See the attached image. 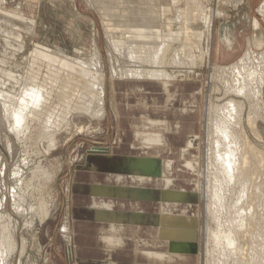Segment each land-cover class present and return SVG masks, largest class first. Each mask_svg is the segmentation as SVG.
Returning a JSON list of instances; mask_svg holds the SVG:
<instances>
[{
  "label": "rangeland",
  "instance_id": "1",
  "mask_svg": "<svg viewBox=\"0 0 264 264\" xmlns=\"http://www.w3.org/2000/svg\"><path fill=\"white\" fill-rule=\"evenodd\" d=\"M0 1V7H2L0 8V14L6 12V14L16 13L25 19L23 22L18 19L11 20L15 26L4 25L0 20V94L16 95L20 91V87L15 80L18 83H24V79L26 80L27 77L30 78L31 76L38 79L43 85L45 84L47 90L53 92L54 108L52 110L55 111L54 115H58V118H64L63 121H66L63 122L62 127L60 126L61 128L57 129L53 137H48L47 129L44 130V126H42L44 118L40 117L38 122H32V129L24 137L19 138L8 130L0 100V218H4L3 220L0 219V233L2 226L7 224V216H9L13 221L12 225H9V230L10 232L12 231L10 235L14 239V243H16L13 253L11 252L7 256L4 254L3 258L0 256V264L98 263L106 259V256L101 250L102 244L96 241L98 235L94 228L83 229L84 232H87L85 234L86 238L89 239V242L85 244L88 249L79 254L75 248L77 239L74 238V233L72 232L75 227H82L77 222L87 220H85L86 218L82 213L78 214L76 219L74 217V209L87 211L85 207L90 205L87 198H83V195H80L81 197L77 195L75 185L106 182L105 176H99L106 175L101 174L103 172L93 175L94 172L83 169L87 158L90 155H94L92 152H95V148H104L111 152L113 149L119 148L121 142H130L133 138L132 129L129 126V118L126 116L119 121L110 109L111 96L108 87L110 77H112L111 67L114 68L116 75L119 76V69L124 68L125 64L130 68L133 63L131 64L127 60L123 51L116 52L112 49L109 37L116 41L122 40L123 36L126 35L122 36V32H119L120 27L123 29L128 28V23H131L129 20H132V18L137 19V17H134L136 16L134 12L138 13L137 10H142L145 7L149 8L148 6L152 5L153 10L158 11L156 8H162V1H165L164 4L170 3V8H168L170 11L167 16L173 19L174 10L176 8L184 10L186 2L183 0ZM263 3L264 0H242L239 4L236 3V0H194V2H190L187 9L189 11L192 9V13L196 12L194 24L195 29L199 30V34L192 36L194 39L190 38V41L193 40L192 44L194 45L190 58L192 61L190 63L187 62L189 60L187 58L188 60H184L185 64L180 65L177 63L176 69H173L174 66H166V70L169 73L179 74L178 76L182 77L180 79L188 82V84L191 82L190 84L192 85H198L199 92H201V95L198 96L197 106L193 108L197 111V114L194 113L195 115L192 114V117L182 121L185 124H192L196 128H193L191 132L198 135L197 143L191 149H188V153L184 155L181 151L186 149L185 145L189 141L191 132H166L170 141H172L171 138L173 137L176 139L171 145L173 148L166 156L163 155L165 158H171L176 161V164H179L178 166H182L181 162L185 161L198 164L197 177H193L190 174L191 172L188 173V171L182 169L179 170L177 177L180 186L188 191L194 189L193 182L198 183L197 191L194 189V192L196 191L195 194H197L195 197L197 209L194 208L193 211L195 213L197 211V220L195 221V240L192 241L196 248L189 255V259L185 262H178L180 264H215L221 258L219 246L212 245L210 242L208 229L216 230L219 221H224L227 216L224 215L226 214L225 211L223 216L218 217V221L215 223L210 221L211 219L206 213V199L202 191L205 167L208 162L209 135L204 129H201V134L199 133V125L203 121L200 113L202 114L201 110L205 113L211 104L213 108H220L231 99L243 103L242 120L244 121L248 116L247 102L241 99L242 97L227 94L224 91V83L228 79L224 74H219V72L215 74L214 66H229L235 63L246 49V39H250L251 42L256 39H264V31H258L255 38L252 28V20L255 18L260 22L264 30V22L260 20L259 13H257L258 8ZM197 4L199 5L197 6ZM112 11L115 13H112ZM218 13L219 15L217 16ZM207 18H212L213 20L214 32L211 37H208L203 32V21ZM29 20L33 21L32 25ZM116 24L119 26V28L117 27L118 29L115 26ZM31 27L32 32L30 30ZM173 32H177V25H173ZM225 34L227 38L233 40L231 41L232 50H226L225 43L219 45L217 35L223 39ZM179 47L181 46L179 45ZM38 48L40 50L41 48H46L50 51L59 50L74 62L79 60L90 62L94 60L93 62L97 65L93 69L103 71L104 75L106 88L105 113L92 117L89 114L80 112L78 110L79 103L77 104V102L79 101L78 92L80 93L82 90L80 89L81 84L79 81L75 83H69L65 80L58 81L57 78L62 75L61 68H57L55 73L51 75L46 61L41 58H35L34 51L39 50ZM207 48H212L211 54L207 51ZM51 70H54V68H51ZM49 77L52 80L55 79L54 82L49 81ZM76 97L78 101H76ZM187 99L189 97H186L185 101H190ZM262 99L264 100V88ZM181 100L184 99L180 98L176 100V103L174 102V108H178ZM134 101L130 99L128 103H134ZM159 102H162V100ZM169 115L168 119L171 122L176 119L173 113H169ZM250 116L255 118L257 122H255L256 132H258L259 138L249 132L250 129L245 122L239 134L247 136L253 144L256 146L259 144L258 147L263 148L264 120L262 118L264 116L260 118V115L258 116L254 113H251ZM203 125L205 126L204 121ZM123 133L126 139H122L121 135ZM125 148L126 146L119 152L120 155L131 153ZM16 169L20 171V176L17 179H13L12 172ZM19 179L23 180L17 193H19L23 210H26L23 216L24 219L18 214L16 217L11 206L13 204L12 189L15 187V181ZM149 186L153 187L152 184ZM226 202L230 204L231 199ZM149 211L152 212L153 209H149ZM229 214L233 215L232 212ZM206 225L207 228H205ZM68 226H70L71 231L70 240L68 239L69 235H67L69 231L65 232V234L61 231L62 228L67 229ZM240 233L242 232L239 231L236 234ZM144 236L147 235L144 234ZM206 237L208 238L206 239ZM239 238L240 242H238V245L242 246V248L249 247L251 244L248 243L251 242L249 236H246L244 241L242 236ZM208 240L209 244L206 243ZM134 245V242L129 244L126 251H122V255L114 254L113 260L116 264L135 263ZM1 248L3 247L0 245ZM69 250H72L71 254ZM161 250L165 251L164 249ZM211 250L212 252L210 253ZM205 251H209V253H205ZM147 263H149L147 260L138 259V264Z\"/></svg>",
  "mask_w": 264,
  "mask_h": 264
},
{
  "label": "bare ground",
  "instance_id": "2",
  "mask_svg": "<svg viewBox=\"0 0 264 264\" xmlns=\"http://www.w3.org/2000/svg\"><path fill=\"white\" fill-rule=\"evenodd\" d=\"M183 1L186 2V8L184 10L176 8V10H174L173 19L168 18L167 16L170 11L168 9L170 8V3L168 4L167 2V4H164L165 1H162V8H156L158 11L153 10L152 5L148 6L150 9L145 7L142 10H137L138 13L134 12V15H136L134 17H137V19L132 18V20H129L131 23H128V28L126 29L120 27L119 32H122V36L126 35L123 36L122 40L120 39V41H116L113 40L112 37H109L112 49L116 52L123 51L127 60L131 62V64L133 63L130 68L124 63V68L119 69V76L116 75L114 68L111 67L112 77H110L108 87L111 96L110 109L115 116L117 114V104L115 101L117 99H115V93L116 89L121 87L119 84L127 86V94H132L135 97L140 93L151 94L154 92L159 93L162 96L161 99H159V101L162 100V102H159L160 105H147L144 102L142 103V106L135 107V110L137 111H140V109H152L165 115H169V113H173V115L179 113L181 117H192V114L197 113L193 108H196L195 106H197L198 96L201 95L198 85H192L190 84L191 82L188 84V82L180 79L182 77L178 76L179 74L176 75L173 74V72L169 73L166 70V66H174L173 69H176V65L185 64L184 60L187 58L189 59H187V62L190 63V61H192L190 58L194 45L192 44L193 40L190 41V38L199 34V30L197 31V29H195L196 27L194 24L196 12L192 13V9L190 11L187 9L188 4L194 2V0ZM241 2L242 0H236L237 4ZM167 5L169 6L166 7ZM198 5L199 4H197V6ZM6 13L0 14V20L4 25L15 26L11 21L13 19H18L22 22L25 21L23 16L16 13ZM112 13L115 12L112 11ZM257 13H259L260 20L264 22V3L258 8ZM218 15L219 13L217 16ZM203 22L204 34L211 37L214 32L212 18H207ZM29 23L32 25L33 21L29 20ZM173 25H177L176 33L173 32ZM115 26L116 28H119L117 24ZM252 28L255 38L257 37L258 31H264L260 22L255 18L252 20ZM161 29H163L164 32ZM30 30L32 32V27ZM217 36L219 45L225 43L226 50H232L231 41L233 40H231V38H227L226 34L223 36V39H221L219 35ZM178 44L181 47H179ZM38 49L39 50L34 51L35 58H41L46 61V65L48 66L51 75L55 73L57 68H61V70H59L62 75L57 78L58 81L65 80L69 83L79 81L81 84L80 89L82 90L80 93L77 91L79 94V101L77 100V97L76 101H78L77 104L79 103L78 110L80 112L89 114L92 117L100 116L102 113H105L106 88L104 75L103 71L93 69L97 65L93 62L94 60L90 62L80 60L74 62L59 50L50 51L46 48H41V50L40 48ZM207 51L211 54L212 48H207ZM51 68H54V70H51ZM218 72L219 74H224L228 79L224 83V91L227 94L242 97L241 99H244L247 102L248 111L250 113L248 112V116L243 121V103L231 99L220 108H213L211 104L209 108L206 109L205 113L201 110L202 114L200 113V115L205 126L202 121V124L199 125V133L201 129H204L209 135V148L208 151L206 150L208 162L205 167L206 171L203 177L204 187L202 191L204 192L206 199V213L210 217V221H214L215 223L218 221V217L223 216L225 211L226 214L224 215L227 216V218L222 217L224 218V221H219L216 230L211 228L208 229V236H210L209 238L212 245L214 244L220 248L219 255L221 258L218 259L215 264H264V146L263 148H260L258 147L259 144L256 146L247 138V136L239 134V131H242L243 123L245 122L250 129L249 132H252L257 138H259L257 134L258 132H256L257 122L255 121V118L250 116V114L254 113L258 116L260 115V118L264 116V100L262 99L264 88V39H256L254 42H251L250 39H246V49L239 59L229 66H214V73L216 74ZM48 80L54 82L55 79L52 80V78L49 77ZM15 82L19 84L20 87V91L16 95H10L8 93L0 94V100L2 102L4 118L8 130L16 137H24L29 130L32 129V122H38L39 118L43 117L44 121L43 125H41L44 126V130L47 129L49 133L48 137H53L57 129L62 127L63 122H66L63 121L64 118H58V115H54L55 111L52 110V108H54L53 92L47 90L45 84L43 85L38 79L31 76L30 78L27 77L26 80L24 79V83H18L16 80ZM186 97H189L187 100L190 101H185ZM180 98H183L184 100L180 101L178 108H174L176 100ZM126 99L128 100L127 97ZM125 102L129 105V101ZM72 109L74 108L72 107ZM138 119H140L137 120L139 123L137 122L133 125V130L137 142L140 143L141 139L145 140L146 144L141 143V146H164L162 144H166V142L160 134H167L166 132L177 133L181 130V126H178V124L174 125L170 121L158 123L155 120L159 119L151 120L145 116ZM262 119L264 120V118ZM151 128L152 130L158 129L157 131L159 132L156 131L158 136L154 134L153 136H148V134H145L148 132L147 130H151ZM184 129L190 131L191 127L186 123L184 124L183 130ZM44 130L42 129V131ZM38 136L40 137V135ZM42 137L44 136L42 135ZM197 139L198 135H196V137L193 135L189 136V141H187L185 145L186 149H182L184 155L188 153V149H191L195 143H197ZM132 146H137V144H133ZM98 148H95V152L92 153L104 155L109 152L108 149ZM165 149H168V146H165ZM178 165L173 161L165 166V177L169 178V180L165 181L164 190L170 196H168L165 201H161V209L162 211H169L172 213H176L180 210L179 212L184 215L189 208H192L190 206V199L197 196L195 192L197 191L198 183L193 182L196 191L194 192V189H192V194L188 195L187 192L191 190L188 191L179 186L180 182H176V177H178L179 170L181 169L188 171V173L191 172L190 174H192L193 177H197L198 164L185 161L181 162L182 166ZM12 176L13 179L19 178L20 171L18 169L14 170ZM174 180L176 185L173 184ZM22 181L23 180L19 179L14 183L15 187L12 189L13 195L11 194L13 204H11V206L16 217L18 214L23 218L26 210H23L21 199L18 195L19 193H17V190H20L21 188ZM230 199L231 202L229 204V202L226 201ZM195 208L197 209V206ZM231 212L233 214L232 216L229 214ZM182 214L177 218L170 217L168 214L167 216L163 215V221L167 225H165V228L160 227L161 235H159L164 241H166L164 243L168 246L169 251L160 256L153 255L149 252H142L150 261L158 262V264H174L175 260L186 259L187 261L189 259V255H191L196 248L194 243H192V241L195 240L194 237L196 231L195 229L191 230L186 226L190 222V219ZM194 215L197 217V211L196 213L194 211ZM0 219L3 220L4 218ZM12 222V219L7 216V224L2 226L0 233V245L3 247L1 248L2 250L0 249L1 258L4 257V254L6 256L10 255L11 252L15 250H13V248L16 246V243H14V239L10 235L12 231L10 232L9 230ZM176 222L179 223L178 228H176L177 230H173V223ZM207 225L205 228H207ZM61 231L65 234V232H68V227L67 229L62 228ZM239 231L242 232L240 233L241 235L236 234ZM174 232H176L175 236ZM67 235H69L68 239L70 240V234ZM240 236L243 237V241L246 240V236H249L251 240V242H248L251 243L249 247H243L245 248L243 249L242 246L238 245V242H240ZM207 238L208 237H206V239ZM102 240H104L106 245L113 247L114 250L116 247L124 246L125 243L122 239H113L109 236L106 238L104 237ZM206 243L209 244V240ZM69 251L71 254L72 250ZM206 252L207 251H205V253ZM211 252L212 250L210 253ZM113 253V249H107L105 251L106 259L103 261V264H113L111 261ZM207 253H209V251Z\"/></svg>",
  "mask_w": 264,
  "mask_h": 264
},
{
  "label": "crops",
  "instance_id": "3",
  "mask_svg": "<svg viewBox=\"0 0 264 264\" xmlns=\"http://www.w3.org/2000/svg\"><path fill=\"white\" fill-rule=\"evenodd\" d=\"M119 85H121V87H118L115 93V99H117L115 100L117 104V117L115 116V114L114 116L119 121L121 118H124L126 116L127 118H129V126L132 129L133 138L130 142H121L120 147L117 149H113L111 152H108L104 155L94 154L90 155L87 158L85 168L83 169L94 172L93 175L103 172L101 174L106 175L99 176H105V179L107 181L103 183L91 182L87 185H75V188L77 189V195H83V198H87L90 202V205L88 207H85L87 211H79L74 209V217L76 219L78 214L82 213L86 218L85 220L89 222H77L78 225L82 227H75L72 232L74 233V238L77 239L75 248L79 254L88 249L86 248L85 244L86 242H89V239L86 238L85 234L87 232H84L83 229L88 230L94 228L98 235V239H96V241L102 244L101 250L104 255L107 249H113V256L114 254L118 256L122 255V251H126L127 246L134 242L135 250L133 254L136 256V261L134 264H138V259L141 258L147 260V262H149L147 264H158V262L150 261L146 256L143 255L142 252H149L153 255L155 254L160 256L169 251L168 246L164 243L166 241H164V239L160 236V229L165 228V225H167L163 221V215L167 216L168 214V216L170 217L177 218L182 214L181 212H179L180 210L176 212V214L169 211H162L161 209L162 202L165 201L168 196H170L164 190L166 183L165 181L169 180V178L165 177V166L174 161L171 158L163 157V155L166 156L168 152L173 148V146L171 145H173V142H175L173 140L176 138L173 137L171 138L172 141H170L168 139V135L160 134L161 136H163L166 142V144H162L164 146H141V143L146 144V142L143 139H141L140 143L137 142L135 140L136 137L133 130V125L137 122L139 123V121L137 120L140 119L138 118L145 116L151 120L159 119L155 121H157L158 123H162L165 121H170L168 119V116L170 115H165L159 111H155L152 109H140V111L135 110L136 106L140 107L144 102L147 105H160L159 99H161L162 96L159 93L154 92L151 94L140 93L135 97L132 94H127V86L122 84ZM126 97L128 98V100L126 99ZM130 99L135 100V103H129V105L126 104L125 101L128 102ZM129 113L131 114V116ZM174 116L176 117V119H174L172 123L174 125L178 124V126H181L180 132L186 131L185 129L183 130L185 123L182 121L184 119H189L190 116L181 117L179 113H175ZM188 125L189 127H191V132L194 126L192 124ZM149 130H147L148 132L145 134H148V136H153V134L158 136V133H156L158 129L152 130L151 128V130ZM190 134L195 137L197 135L192 134V132ZM121 137L122 139H126L124 133L121 135ZM133 144H137V146H132ZM124 146H126L125 149L127 151L131 152L130 154H119ZM165 146H168V149H165ZM176 182L179 181L177 180ZM150 184H152L153 187H150ZM173 184L176 185L175 180L173 181ZM187 194H192V190L187 192ZM194 198L195 197H192L190 199V206L192 208H189L188 211L184 213V215L182 214L183 216L190 219V224L188 223L186 226L191 230H194L196 228V222H194L196 221V217L194 215L193 209L197 205ZM149 209H153V211L150 212ZM189 211L192 212L190 213ZM178 225V222L173 223V230H177L176 228H178ZM68 231L71 235L70 226H68ZM82 233L84 234V236ZM175 233L176 232H174V236ZM144 234H146L147 236H144ZM108 236L113 239H122V241H125L124 246L116 247L114 250L113 247L106 245L104 240H102L104 237L106 238ZM161 249H164L165 251ZM113 256L111 258V261L113 264H116V262L113 260ZM104 260L98 263L87 262L86 264H103ZM185 261L186 259H178L174 261V264H180L178 262Z\"/></svg>",
  "mask_w": 264,
  "mask_h": 264
}]
</instances>
